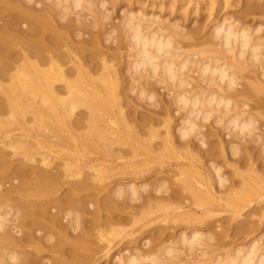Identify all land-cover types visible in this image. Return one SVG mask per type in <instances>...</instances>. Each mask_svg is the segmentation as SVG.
Instances as JSON below:
<instances>
[{"label":"bare ground","instance_id":"obj_1","mask_svg":"<svg viewBox=\"0 0 264 264\" xmlns=\"http://www.w3.org/2000/svg\"><path fill=\"white\" fill-rule=\"evenodd\" d=\"M256 1L221 13L235 0H131L106 22L123 0H0V198L14 201L0 204V264H96L110 234H130L122 224L163 214L148 247L117 264H177L189 250L185 264H264L259 237L209 255L221 242L204 227L256 202L247 217L264 221V37L254 35L263 19H243L264 12ZM214 3L213 23L196 24L192 10ZM155 6L174 16H156ZM183 7L182 20L196 25L177 21ZM140 99L154 106L131 112ZM121 208L127 218L115 216ZM28 250L58 255L37 263Z\"/></svg>","mask_w":264,"mask_h":264},{"label":"rangeland","instance_id":"obj_2","mask_svg":"<svg viewBox=\"0 0 264 264\" xmlns=\"http://www.w3.org/2000/svg\"><path fill=\"white\" fill-rule=\"evenodd\" d=\"M132 1H134V0H132ZM141 1H145L146 3L149 1H146V0H137V2H136V4L138 5V4H140L141 3ZM236 1H237V3H236ZM242 1V2H241ZM246 1V0H245ZM245 1H243V0H235V2H234V4L235 5H232V6H230L231 8H229V7H226V10H225V8H223L224 10H221V13H223V12H226V11H230V9H231V11L233 10V11H237V12H239V11H242L243 10V3L245 2ZM254 1V0H253ZM256 1V0H255ZM65 3H67V1H64ZM129 3V4H131V0H123V2H122V4H121V7L122 8H120L119 10H117V11H113V9L115 10V7H113V6H110V5H112V3H108V6H109V8L113 11V16L111 17V18H108V19H105V21L107 22V20L109 21L110 19H112L113 17V19L112 20H114V21H116V22H118V19L120 20V18H121V16L123 15L122 14V12H123V9H126V5H128L127 3ZM240 2V3H239ZM178 2H176V4H177ZM194 2H190V3H188V5H189V7L187 8V10L183 7V8H181V9H179L178 10V12H177V17L179 18V20H177V21H180L179 23H181V24H183V22H184V24L183 25H187V26H185V27H187L188 28V26L190 27V26H194V25H196L197 24V22H198V20H199V23H203V22H205V21H207V22H205V24H208V25H210V23H213V19H215V17H216V8H217V4H213V5H211V7H212V11H210V10H205V8H204V10L202 9L201 11H202V13L200 12V11H197V13H195L194 11H195V9H194V11L192 10V14H193V12H194V14L192 15L191 14V17H192V19H194L193 21H196V24H195V22H189V21H187V20H182V12H184L185 10L187 11V12H189L190 11V7H192L191 5H194L193 4ZM261 4L263 7H264V0H260V1H256V2H254V6H257V5H255V4ZM240 4V5H239ZM245 4V3H244ZM187 5V4H186ZM237 5V6H236ZM240 6V7H239ZM236 7H238V8H236ZM242 7V8H241ZM154 9L153 10H155L156 9V11H157V15L156 16H158V15H162V14H165L166 15V17H169L170 16V14H172L173 16H174V13H175V10H173V12H172V10H170V7H168L167 6V9H161V8H157L156 6L155 7H153ZM109 9V12H112L111 10ZM206 9H208V8H206ZM122 12H121V11ZM166 10V11H165ZM182 10V11H181ZM161 11V12H160ZM171 11V12H170ZM181 11V12H180ZM119 12H121V13H119ZM160 12V13H159ZM168 12V13H167ZM170 12V13H169ZM258 13H255L256 15H254V13H252V15L251 14H249V15H247V16H245V18H243L245 21L244 22H246V24H250V22H251V24L252 25H254L253 23H255V22H257V19H260V20H262L263 21V24H262V29L261 30H259L258 32H254V35L255 34H259V35H262L263 37H264V12H260V10L259 11H257ZM260 12V13H259ZM179 13H181V14H179ZM199 13V14H198ZM201 13V14H200ZM212 13V15H210ZM215 13V14H214ZM220 13V14H221ZM262 13V14H261ZM122 14V15H121ZM168 15V16H167ZM171 15V16H172ZM195 15H197V17L195 16ZM202 17H201V16ZM207 16H209V17H207ZM212 16V17H211ZM196 17V18H195ZM250 17V18H249ZM177 18V19H178ZM204 18V19H203ZM208 18V19H207ZM256 19V20H255ZM203 20V21H202ZM212 20V21H211ZM111 21V20H110ZM183 21V22H182ZM211 21V22H210ZM259 21V20H258ZM210 22V23H209ZM250 24V25H251ZM261 31V32H260ZM260 32V33H259ZM106 43H108V41H106ZM122 51L124 52L123 54H125L126 52H128V50L126 49V48H124V49H122ZM124 57H126V56H124ZM264 57V56H263ZM5 79V81H9V79L7 78H4ZM159 91H160V93H159ZM159 91L157 90V93L159 94V96H161L162 97V95H164L165 96V98H169L170 96H171V94H168L166 91V89H164L163 87H160V89H159ZM161 94V95H160ZM131 95H133V93H131ZM144 99H140L139 100V102L140 101H142V102H140V103H142L141 105L143 106H141V105H139L138 107H140V108H138V109H140V111H137L138 109H136L135 110V106H134V108H133V106H129L130 108H129V110L131 111V112H139V113H141V112H145V111H148V107L149 108H152L151 107V104H150V102L148 101V102H146L145 103V100L143 101ZM148 103L150 104V105H148ZM146 105V106H145ZM145 106V107H144ZM84 107H78L77 109L79 110V109H83ZM173 109H174V113H175V119L176 118H178L181 114H179V112L176 110V107L175 106H173ZM159 116H161V115H159ZM214 118V115H212L209 119H207V120H202L201 122L202 123H204L206 126L208 125V123L211 121V119H213ZM179 121L180 120H178V119H176V121H175V123H179ZM19 130L18 129H15V133L16 132H18ZM14 132V131H13ZM90 145V144H89ZM89 145H87L88 147H87V150H85L86 152H88L90 149H92V148H90L91 146H89ZM90 148V149H89ZM89 149V150H88ZM90 152V151H89ZM88 152V153H89ZM95 155V154H94ZM126 155V154H125ZM131 154H127V156L129 157ZM60 157L59 158H61V156H62V159H64V160H66V158H69V156L71 157V155H69V154H60L59 155ZM124 175H116V177H118V178H121V179H115L117 182L119 181V180H122V181H127L128 179H126V178H124L123 177ZM241 178V177H240ZM239 179V178H238ZM237 179V183H238V181H240L241 179H239L238 180ZM114 182L115 181H111L110 183H109V186H112L113 184H114ZM240 184L238 185L239 187H240V185H241V181L239 182ZM5 184L6 185H8L9 184V179H6L5 180ZM66 186V185H65ZM63 187L60 191L61 192H59V193H57V194H60V195H63V193H64V191H66L67 189H66V187ZM63 192V193H62ZM62 193V194H61ZM105 192H101V194H104ZM59 195V196H60ZM62 197V196H61ZM4 202V206H5V204H7V201H8V204L10 205V204H13V200H12V202H11V200H1V198H0V204L2 205V203ZM9 202H11V203H9ZM8 204H7V206H8ZM258 204H259V206H260V204L261 203H259V201H258ZM257 202H256V204L255 205H253V206H250V208H248V209H246V210H244V212H243V214H242V216L240 215L238 218H233V216L234 215H232V214H229L228 215V213H222V214H220L219 215V219H217V221H215V222H213V224L211 225V227H208V225H205L204 227H206V229L208 230L209 228H211L212 230H216V231H219V232H222V229H224L225 227H228V224L231 226L232 224V227L230 228V229H228V230H230L229 232H228V234H230V235H226L227 233L226 232H224V230H223V234L224 233H226L225 235L226 236H224L223 234H221L220 235V233L218 232L217 234V242L219 241V244H220V242H221V244H220V246L218 247L219 249H217V251H216V249H214V250H212V251H210V249L208 250V251H210L209 252V255H211V253L212 254H214V256L215 255H217V254H219V256L221 257V258H223V257H225V255L224 254H226L225 253V250H227V249H231V247H229V246H226V245H229V244H233L232 245V247H234L235 245L237 246V244H239L241 247H242V245L244 244H246V243H248V241L250 242L251 240H252V238H254V237H256V238H260L259 239V241H258V245H262V246H264V235L262 234L263 232H262V227H263V224H264V221H260V223L262 224V226H261V224H258L259 223V221L257 222V220H258V217H259V214H254L253 216L251 215L250 217L254 220V218H256L255 220H254V222H251V224H250V221L252 220L250 217H247V214H248V212H250L251 210H253V207L255 206L256 208H257ZM255 207H254V209H255ZM90 209H93V206H91L90 207ZM123 208H121V209H119L118 211H115V216H117L118 217V215L120 216V214L121 213H119V212H122L123 210H122ZM125 209H127V208H125ZM118 212V213H117ZM124 212V211H123ZM122 212V214H124L122 217H124V218H127L126 217V215H127V213H123ZM92 213L93 212H91L90 213V211H87L86 212V217H88V218H90V217H92ZM246 213V214H245ZM258 213V212H257ZM117 214V215H116ZM121 214V215H122ZM258 215V216H257ZM161 217H162V215H160ZM156 217L155 219H153V221H149V222H153L152 223V225H151V223H147V225H145L146 224V222H144V221H140V222H138L137 224H133L132 225V223L133 222H127V223H124V224H122V225H124L125 226V228H127V230L128 231H130V234L128 235V234H126L125 236H123V237H120V236H118V235H115V236H111V235H114V234H116V233H112V234H110L109 235V237L111 238V243H110V246H111V248H110V251H109V253H107L106 255H103L104 254V252L107 250V248H105V246H104V248L103 249H101L102 248V246L99 248V250L97 249L96 251H95V258L97 257V262H96V264H111L113 261H114V263H112V264H117V262H118V259L116 258V257H118V254H122V255H125V254H129L131 251L132 252H136V251H138V249H139V251H140V249L143 247H148V245H149V243H150V239L151 238H155L156 237V235H157V232H158V229L160 230L161 229V225L162 224H166L167 223V221H165V220H163L164 218L163 217H165V215L163 214V217L161 218V217ZM220 216H221V218H220ZM231 217V218H230ZM245 217H247L248 219H246V222H245ZM158 218H159V220H158ZM239 218H244V221H242L243 219H239ZM251 220H250V219ZM156 219H157V221H156ZM167 219V218H166ZM63 221H65V220H67V218L66 217H63V219H62ZM222 220V221H221ZM247 220H250V221H247ZM164 222V223H163ZM240 222V223H239ZM249 223V227L247 226V224ZM263 222V223H262ZM140 223H142V224H140ZM216 223H217V225H216ZM219 223V224H218ZM228 223V224H227ZM255 223H257V225L255 224ZM157 226H156V225ZM159 224H161V225H159ZM222 224H226V226L224 225L223 227H222ZM238 225V228L240 229V227L242 226V228H241V231H239V229H236L237 228V225ZM254 224V225H253ZM241 225V226H240ZM257 227H256V226ZM139 226V227H138ZM153 226V227H152ZM155 226V227H154ZM179 226V225H178ZM177 226V227H178ZM184 226V225H183ZM183 226H180V229L181 228H183ZM210 226V225H209ZM213 226H216V227H214L213 228ZM218 226V227H217ZM240 226V227H239ZM243 226H244V228H243ZM251 226H255L254 228L255 229H252V227ZM138 228V229H136V228ZM140 227H141V229H140ZM148 228V229H146V228ZM158 227V228H157ZM176 227V228H177ZM222 227V228H221ZM235 227V229H233ZM251 227V228H250ZM130 228L132 229V232H131V230H130ZM135 228V229H134ZM156 228V229H155ZM246 228H247V230H246ZM153 229V230H152ZM178 229H179V227H178ZM184 229V228H183ZM186 229V228H185ZM218 229V230H217ZM143 230V231H142ZM145 230V231H144ZM152 233H150L149 231ZM156 230V231H155ZM170 230H173L172 228H169V229H167V232H169ZM182 230V229H181ZM187 230V229H186ZM190 230V229H189ZM204 230H205V228H204ZM210 230V229H209ZM236 231V232H232V231ZM244 230H246V233L244 232ZM141 231V232H140ZM148 231V232H147ZM175 231H177L176 229H175ZM180 231V230H179ZM178 231V232H179ZM206 231V230H205ZM248 231H250V232H248ZM146 232V233H145ZM153 232L155 233V235L153 234ZM143 233V234H142ZM149 233V234H148ZM133 234V235H132ZM262 234V235H261ZM128 235V236H127ZM151 235V236H150ZM224 236V237H223ZM221 237V238H220ZM170 238H173V237H170ZM231 240V241H229V243H227V241L228 240ZM235 239V240H234ZM171 240H173V239H171ZM211 240H213V244H215L216 242H215V239H211ZM211 240H210V242H211ZM227 240V241H226ZM232 240H234V242H232ZM147 243H146V242ZM224 241H226V243L224 242ZM149 242V243H148ZM231 242V243H230ZM144 243H146V244H144ZM212 243V242H211ZM224 243V244H223ZM234 243H236V244H234ZM102 244V243H101ZM218 243H216V245H219ZM226 244V245H225ZM142 245V246H141ZM260 245V246H261ZM214 246V245H213ZM231 246V245H230ZM226 247H227V249H226ZM264 247H262V249H263ZM68 249V248H67ZM106 249V250H105ZM223 249H224V251H223ZM29 251V250H28ZM188 251V250H187ZM223 253H222V252ZM29 252H32V257H33V259L35 260V261H37V263L38 262H40L41 260L43 261H48V259H50V258H52V256H57L58 255V251L56 252V251H51V250H45V252L44 251H42V252H40V253H37V252H35V251H29ZM60 252V251H59ZM96 252H98V253H96ZM124 254H123V253ZM190 252V253H189ZM189 254H186L187 255V258L189 257V258H191V260H192V257L194 256V254H192V252L193 251H191V250H189ZM45 253V254H44ZM70 253V252H69ZM83 253V252H82ZM86 253V255L87 254H89L88 252H84V254ZM103 253V254H102ZM37 254V255H36ZM40 256H39V255ZM41 254H42V256H41ZM54 254V255H53ZM57 254V255H56ZM79 255H77V256H80L81 258H82V256H86V255H84V254H81V252H79L78 253ZM81 254V255H80ZM115 254V255H114ZM50 255V256H49ZM99 255V256H98ZM114 255V256H113ZM117 255V256H116ZM88 256V255H87ZM161 256H163V255H161ZM167 256H168V254H167ZM172 256V255H171ZM170 256V254H169V258L171 257ZM205 256V255H204ZM211 256H213V255H211ZM213 256V257H214ZM103 257V258H102ZM113 257V258H112ZM185 259H184V258ZM183 259L182 260H184V261H186V260H190L189 258L188 259H186V257L183 255ZM219 257V258H220ZM42 258V259H41ZM47 258V259H46ZM84 258V257H83ZM82 258V259H83ZM101 258V259H100ZM112 258V259H111ZM204 258H206V257H204ZM40 259V260H39ZM87 259V258H86ZM83 260L84 261V263L83 264H86V261H87V264H91V260L89 261V259H94V258H92V257H89V259L88 260ZM109 259V260H108ZM115 259V260H114ZM171 259V258H170ZM170 259H168L167 261H169ZM194 259V258H193ZM111 260V261H110ZM218 260V259H217ZM217 260H214V261H211L210 259H207V261L209 262V264H211L212 262L214 263V264H222L221 262H220V260H222V259H219V261H217ZM150 260H148V262H149ZM171 261H173V259H171ZM170 261V262H171ZM184 261H181V263L180 262H178V263H180V264H183V262ZM58 262V261H57ZM106 262H108V263H106ZM116 262V263H115ZM144 262H146V261H144ZM151 262V261H150ZM169 262V263H170ZM175 262V261H174ZM173 262V263H174ZM211 262V263H210ZM217 262H219V263H217ZM177 263V264H178ZM186 263H188V262H186ZM212 263V264H213ZM39 264V263H38ZM149 264V263H148ZM167 264H168V262H167ZM176 264V263H175ZM184 264H185V262H184ZM199 264H202V262H200ZM223 264H224V260H223Z\"/></svg>","mask_w":264,"mask_h":264}]
</instances>
